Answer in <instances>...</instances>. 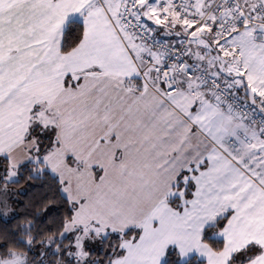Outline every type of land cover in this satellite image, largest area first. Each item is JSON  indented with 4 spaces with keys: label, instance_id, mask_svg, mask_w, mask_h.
<instances>
[{
    "label": "snow or ice",
    "instance_id": "6c2138e0",
    "mask_svg": "<svg viewBox=\"0 0 264 264\" xmlns=\"http://www.w3.org/2000/svg\"><path fill=\"white\" fill-rule=\"evenodd\" d=\"M0 264H264V0H0Z\"/></svg>",
    "mask_w": 264,
    "mask_h": 264
}]
</instances>
